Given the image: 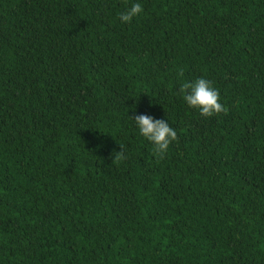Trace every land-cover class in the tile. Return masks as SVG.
<instances>
[{
  "label": "trees",
  "instance_id": "1",
  "mask_svg": "<svg viewBox=\"0 0 264 264\" xmlns=\"http://www.w3.org/2000/svg\"><path fill=\"white\" fill-rule=\"evenodd\" d=\"M0 264H264V0H0Z\"/></svg>",
  "mask_w": 264,
  "mask_h": 264
},
{
  "label": "clouds",
  "instance_id": "2",
  "mask_svg": "<svg viewBox=\"0 0 264 264\" xmlns=\"http://www.w3.org/2000/svg\"><path fill=\"white\" fill-rule=\"evenodd\" d=\"M142 11V5L134 3L120 14L119 19L122 23H130ZM178 76H184L183 69L179 70ZM179 92L187 106L198 110L202 117L210 118L221 113L227 115L229 112V109L220 102V93L213 87L210 80L197 78L192 82H183L180 85ZM134 123L139 134L153 144V154L158 159H164L170 144L178 140L176 130L164 120L141 114L134 118ZM120 147L122 151L115 153L114 162L125 159L123 146L120 145Z\"/></svg>",
  "mask_w": 264,
  "mask_h": 264
}]
</instances>
